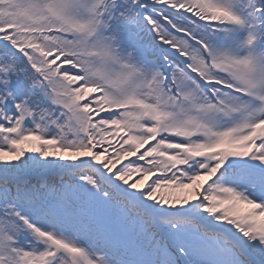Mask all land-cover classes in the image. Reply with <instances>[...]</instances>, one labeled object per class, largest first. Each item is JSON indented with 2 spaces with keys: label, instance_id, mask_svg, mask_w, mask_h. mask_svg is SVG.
Instances as JSON below:
<instances>
[{
  "label": "snow or ice",
  "instance_id": "6c2138e0",
  "mask_svg": "<svg viewBox=\"0 0 264 264\" xmlns=\"http://www.w3.org/2000/svg\"><path fill=\"white\" fill-rule=\"evenodd\" d=\"M0 264H264V0H0Z\"/></svg>",
  "mask_w": 264,
  "mask_h": 264
},
{
  "label": "rangeland",
  "instance_id": "374dc122",
  "mask_svg": "<svg viewBox=\"0 0 264 264\" xmlns=\"http://www.w3.org/2000/svg\"><path fill=\"white\" fill-rule=\"evenodd\" d=\"M242 206H243V205H241V207H242ZM244 207H246V206L244 205L243 208H244Z\"/></svg>",
  "mask_w": 264,
  "mask_h": 264
}]
</instances>
